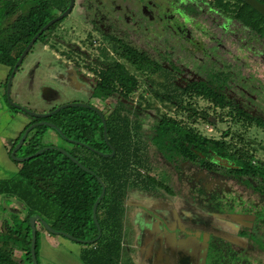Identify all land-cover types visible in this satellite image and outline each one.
Listing matches in <instances>:
<instances>
[{"label":"trees","instance_id":"16d2710c","mask_svg":"<svg viewBox=\"0 0 264 264\" xmlns=\"http://www.w3.org/2000/svg\"><path fill=\"white\" fill-rule=\"evenodd\" d=\"M29 1L30 6L27 11L24 10L23 12L20 11V7L17 5L2 2L3 4L0 6V62L4 65L9 64L10 48L22 47L23 45L25 47L32 36L53 18L55 10H60L59 5L63 4L64 0ZM259 1L264 3V0ZM103 2L104 0H89V5L92 9H96L97 6L102 7ZM206 3L208 7L216 10L221 17L230 20L231 30L238 38V48L241 49L240 38L256 50H264V17L261 14L241 0H233V3H230L229 0H213ZM179 6L185 11L194 12V6L191 3H179ZM58 22L49 26L37 38L36 41H39L42 47L48 41ZM91 22L94 25L96 24L94 20H91ZM210 32L214 36L219 35L216 32ZM28 35L30 37L26 39ZM114 39L123 46L122 57L127 62L141 67L150 63L143 52H139L128 42H122L116 37ZM214 57L213 61L216 62V56ZM218 58L222 62L229 63L228 66L225 65L229 68L225 70V73L221 71L219 74L210 71L208 72V79L193 80L188 83L185 89L196 95L202 94L210 98L216 105L223 107L232 104L226 90L230 87V80L234 79L233 76L232 78L230 76L233 71L231 68L235 66L234 63L236 68H239V62H227L221 57ZM156 67L158 68V65ZM239 71L237 70L238 73ZM99 75L102 78L100 82L103 85V90L99 88L95 92L99 97L109 98L117 93L126 98L127 93L132 91L136 85L133 76L121 64H107L100 70ZM114 82L122 87L124 93L115 88ZM173 98V96L169 97L176 106L196 112L191 103L184 106L182 101L179 102ZM122 105H118L116 110L106 117L108 142L115 150L113 156L105 158L86 147L82 148L92 154L94 158L64 149L91 172L77 166L67 155L53 148L52 144L44 143V131L46 128H51L48 125L34 127L38 130L27 137L21 154L29 155L41 148H47L29 160L15 161L19 165L18 175L27 181L38 196L58 207L57 214L52 217V224L41 217L52 229L57 231L61 227L66 233L76 238L93 240L88 242L92 243L102 238L103 229L100 220L107 226L108 235L104 238L103 243L99 246L94 245L84 249L80 254V259L84 264H119L122 239L118 234L122 231L126 193L133 188L152 193L157 186H166L164 184L166 179L161 178L160 181H157L156 177L151 175V172L156 170L157 173L158 169L163 171L164 167H168V163L173 165V169H177L182 162H188L203 166L207 170H219L217 166L204 158L209 152H214L217 156L234 163L233 168L222 166L220 171L238 176H249L253 180L257 179L258 185L256 188L264 190V167L253 164L251 155L243 148L230 151L223 140L208 138L194 132L193 129L183 128L175 120L159 114L157 109V114L148 124V128L152 129L155 134L151 139L143 138L142 133L140 134L141 124L139 122L120 116ZM238 113L246 121L255 123L264 129V115L262 112L253 114L239 109ZM41 119L48 120L56 125L62 134L68 138L79 140L104 153L111 151L104 143H100L103 139L101 121L95 112L89 108L71 106L59 110L50 117ZM96 177H99L105 185V194L100 199L96 209V218L101 228V236L98 239H95L98 231L92 217V206L101 192V185ZM166 189L170 188L167 187ZM4 191L7 192L8 190L0 189V193H4ZM3 195L7 196L5 193ZM29 208L31 210L23 220L26 252L23 256L16 255L12 246L13 240L20 237L21 231L19 229L14 230L12 227L11 230L6 229L8 222L4 221L0 226V264H23L24 262L32 264L29 217L36 213L35 208ZM9 210L12 217H17L14 208L11 207ZM18 210L21 209L18 208ZM118 229L120 231H117ZM56 234L60 235V233ZM212 250L213 245L211 243L210 262ZM38 251L39 233L36 231L35 254L36 260L40 264ZM127 263H130V261Z\"/></svg>","mask_w":264,"mask_h":264},{"label":"flooded vegetation","instance_id":"af4514ba","mask_svg":"<svg viewBox=\"0 0 264 264\" xmlns=\"http://www.w3.org/2000/svg\"><path fill=\"white\" fill-rule=\"evenodd\" d=\"M69 1L70 0H67L63 9L56 10L59 12L55 11L53 17L62 13L68 7ZM168 1L176 4L178 8L177 13L179 19L177 20H179L180 24L187 29L185 37L177 36L176 31L173 30L174 26H169L168 22H165L162 16L154 15L152 4L154 9L157 7L162 8L160 3L156 2V0H134L128 3V8L119 7V10L115 7L114 0H104L103 6H97V8L95 7L96 9H92L91 5H89V0H78V8L81 12L82 18L90 26L103 34L109 41L117 45V51L122 61L107 62L101 55H89L83 47L71 43L66 44L67 50L64 52L63 56L72 57V54L74 53L80 56H85L87 60V63L85 64H87V68L92 72L90 76L84 78L78 76V78H74L75 82L80 84L81 79L88 81L93 88L90 96L99 98L100 100L108 99L102 96L99 97L95 94L99 88L103 90V85L100 82L102 78L99 75L103 66L107 64H121L126 68L124 63H127L136 68L141 67L127 62L122 57L123 46L120 45V42L114 39V37H116L122 42H128L133 48L137 49L139 52H143L145 56H147L150 63L148 65L144 64L143 67H146L151 72L164 69L168 76V83L173 84L174 89L176 90L174 92L181 95L180 101L185 103V105L191 103L193 106L197 100L206 102L215 110L217 116L230 118L231 122L234 120L235 123L243 125L242 127H238L240 129L236 130L237 133H241L242 128L246 125H254L264 131L263 128L255 123H250L240 117L238 113L239 109H243L253 114H260V112H262L264 115V79L260 72L259 74H256L255 72V69L258 68V63L261 68H264V50H256L252 45L248 47L247 42L242 41L240 38L241 49L238 48V38L231 30L230 20L221 17L216 10L207 6L206 2L213 0ZM4 2L19 6L21 12L24 10L27 11L31 4L29 0H5ZM76 2L77 0H74V5L69 14L75 7ZM187 2L194 6L193 13L185 11V9L179 6V3L185 4ZM229 2L233 3V0H229ZM99 14L100 16L98 17ZM68 15L59 20L58 24ZM91 20H94L96 24L94 25ZM210 31L216 32L219 35L214 36ZM94 45L96 46L97 44ZM208 48L215 50L219 57L227 62H239V68H236L235 63V66L231 68L233 71L230 76L231 78L233 76L234 79L230 80V87L226 90L227 96L231 99V105L223 107L216 105L210 98H207L202 94L196 95L185 89L188 83L193 80L208 79V72L210 71L220 74L221 71L225 73V70L229 69L226 67L229 63L220 60L206 64L203 58L208 57L211 61L215 59L210 53L211 51H208ZM23 49L24 45L22 47L16 46L10 48L9 53L11 57L9 64L4 65L0 62V65L7 67L1 103L10 113L21 112L25 114L16 107V105L24 107V104L12 99L10 96L13 80L20 66L24 62L25 56L22 58L11 79L9 100L6 98V86L10 72ZM251 49L256 50L255 58H253L255 54L251 53ZM237 51L239 52L237 53ZM102 54L105 55L104 52H102ZM184 56L196 59L197 62L190 67L185 66L182 63ZM49 57L54 58L51 54ZM157 65L158 68L156 67ZM74 66L78 68L79 64L75 61ZM237 70H240L239 73ZM132 76L136 81L135 87H137L138 80H136L134 75ZM117 84V82H114L115 88L124 93L122 87ZM135 87L132 91L127 93L126 98H123L121 94L117 93L109 98H115L119 101L118 105L123 104L120 109V116L121 113L127 109L126 103H128L143 109L144 116H149L150 121L153 120L157 114L156 109H153V112L147 111L148 109H144V104V106L141 107L142 104L137 103L136 98L129 95L135 90ZM68 92L74 97V99L66 103L86 104V108L95 112L99 120L100 117L93 108L99 110L103 114L105 120L106 117L109 116L110 113L107 114L103 112V110L94 105L89 98H82L70 90ZM50 93H55V90H51ZM155 94L162 98H169L173 95L170 93ZM182 98L184 100H182ZM11 102L13 104H11ZM196 110L198 109L196 108ZM158 113L175 120L183 128L193 129L194 132L201 134L194 126L191 127L181 122L180 119L182 116L178 118V115L175 114L172 115L159 111ZM217 116H215V118L212 116L206 117L209 122H215ZM32 118L33 119L20 131L18 137L11 140L14 141V143H12V146L8 151V156L12 161L14 160L10 157V153L19 141L25 128L32 123L45 120L35 117ZM143 120L144 119L141 118H137L136 120L141 124L140 134L143 133ZM197 120L201 119L198 118ZM31 130L27 134L24 142L29 136ZM55 130V135L61 138L63 145L69 144L81 147L89 146L79 140L66 137L60 130ZM149 130L151 132L150 135L145 136L142 134L143 138L151 139L155 134L152 129L149 128ZM223 133L224 135H227L229 130H226ZM215 139L223 140L225 145L229 147L230 151L243 148L233 147L232 143L228 142L225 137ZM24 142L14 153L15 156H26L21 154ZM77 142H81L84 145H79ZM100 143H104L109 147L105 142L104 137ZM63 145L52 146L67 149ZM100 147H102V145H100ZM204 158L217 166L219 170H207L203 166L190 164L188 162H182L177 169H173V165L168 163V167H164L163 171L158 169L156 174H152L156 177L157 181H160L161 178L166 179L164 181L166 186H157L156 190L152 193H148L139 188H133L164 204H168L170 197H178L175 204L178 210L176 209V211H172L164 208V212L167 210L170 212L169 216L166 213V215L161 214L159 216L152 213L153 216L149 214L151 217H145V219H143V224L139 225L140 230L138 233L139 235L137 236V258L139 260L135 264H174L173 261H171L172 245L177 244L180 245V249L177 253L179 260L176 263L190 264L188 257L193 259L195 254L193 255L192 253L194 246H189V239L197 237L201 241L200 264H264V190L256 188L258 185L257 179L253 180L249 176H238L233 173L220 171V167L222 166L225 168H233L234 163L232 161L219 157L214 152H209ZM252 163L264 167L263 162H254L252 160ZM188 173L193 176L191 180L185 178V175ZM165 187L170 189H166ZM222 192H231L232 195L226 196L225 194V196H223ZM178 201L189 203L203 215L201 213L196 214L191 207L178 206ZM237 214L250 215L253 216V219L250 221V225L238 224L233 239L216 233L211 229L201 231L197 229L200 225L195 226L188 220L189 218L192 219V215H195L201 218L204 222L209 223V225H212L214 216L220 217L225 222H229L230 216ZM36 222L39 221L36 220ZM142 232H144V238H142ZM238 239H243L244 243L238 242ZM211 243L213 245V252L210 262ZM131 261L133 262L134 260L131 259Z\"/></svg>","mask_w":264,"mask_h":264},{"label":"rangeland","instance_id":"374dc122","mask_svg":"<svg viewBox=\"0 0 264 264\" xmlns=\"http://www.w3.org/2000/svg\"><path fill=\"white\" fill-rule=\"evenodd\" d=\"M132 1L134 0H114V5L118 10L119 7L128 8V3ZM2 2H4V0H0V6L3 4ZM156 2H159L162 8L157 7L154 9L152 4L154 15L162 16L163 20L165 22L167 21L169 26H174L173 30L176 31L177 36L185 37L187 29L185 26L180 24L179 20H177L179 19V16L176 4L171 3V1L168 0H156ZM66 3L67 0H64L63 4L59 5L60 9H63ZM29 37L30 36L28 35L26 39ZM69 43L83 47L89 55H101L107 62L122 61L117 51V45L109 41L103 34L90 26L82 18L77 0L72 12L56 26L50 34L46 44L42 47L39 41H36L25 55L24 62L17 71L12 83V89L10 92L12 99L24 104V107L30 109L31 111L36 113H46L55 107L72 101L74 97L68 92L70 90L82 98H89L94 105L101 108L103 112L107 114L116 110L119 101L115 98L100 100L99 98L92 97L90 95L93 88L88 81L81 79L80 84L75 82L74 78H78V76L84 78L86 76H90L92 72L87 68V64H85L87 63L85 56H80L75 53L72 54V57L63 56L64 52L67 50L66 44ZM94 44H97V47ZM208 51H211L210 53L212 56H216L215 61H219L218 53H216L215 50L208 48ZM251 51L252 54H255L256 50L251 49ZM102 52H104L105 55H103ZM50 54L54 56V58L49 57ZM255 56L256 54L253 58H255ZM203 59L206 64L214 63V61L209 60L208 57ZM75 61L79 64L78 68L74 66ZM196 62V59H192L187 56H184L182 60V63L188 67L195 65ZM124 64L129 74L134 75L136 80H138L137 87H135V90L129 95L136 98L137 103L142 104L141 107L145 105L144 109H148L147 111L153 112V109H157L162 113L178 115V118L182 116L180 119L181 122L191 127L195 125L194 127L198 130L202 129V132H205L203 124L204 121L207 120L206 116H212L214 118L217 116V113L211 105L201 100L195 101L196 107L192 108L195 110L198 108V110H196L197 112H192L180 106H176V104L169 98H162L156 95L155 93H170L173 94V99L177 101H180L181 99V95L174 92L176 90L174 89L173 84L168 83V76L164 69L151 72L146 67L136 68L127 63ZM0 69L2 70V72H0V189L8 190L7 192L4 191L7 196L3 195L4 193L2 192L0 193V210L1 212H4V210H9L11 207L21 209L19 210L20 213L17 217H11L7 213L3 215L4 217L0 216V226H2L4 221H6L9 225H7L6 229H10L12 227V229L24 231L25 225L23 220L25 215L31 210L29 207L35 208V215H40L49 223L53 221L52 217L57 214L58 207L36 194L27 181L18 175L17 172L19 165L15 164V162L8 156V151L10 150L12 143H14V141L11 140L17 138L23 127L33 118L21 112L10 113L9 110L2 105L1 102L7 67L0 65ZM255 72L256 74H259L260 72L264 79V68H261L259 63ZM53 89L55 90V93H50ZM182 100L184 99L182 98ZM183 105H185V103H183ZM126 107L127 109L121 113V116L127 117L131 121H136L137 118L144 119L142 134L149 136L151 133L148 128L150 117H145L143 109H140L133 104L126 103ZM198 118L201 120H197ZM212 123L213 129L209 131V135L211 137H225L228 142L232 143L233 147H243L244 150L251 155L254 162L264 163L263 130L254 125H246L242 128L241 133H237L236 130L240 129L238 127H242L243 125L235 123L234 120L231 122L230 118H223L219 116H217L215 122ZM37 130V128H34L29 135H32ZM226 130H229V133L224 135L223 132ZM44 133L45 144H52L56 146L63 145V141L60 137L55 135V130L52 127L46 128ZM63 146L71 152H79L83 156H92L94 158L92 154L82 147L69 144H65ZM80 159L82 160L81 156ZM152 174H156L155 170L151 172V175ZM185 178L187 180H191L193 176L188 173L185 175ZM225 194L226 196L232 195L231 192H222L223 196H225ZM177 199V196L170 197L168 204H164L135 189H129L127 191L122 216V231L118 235H120V238L122 239L121 248H123L124 244L127 257L134 260L133 264L139 260L137 258V236L139 235L138 233L140 230L139 225L143 224V219H145V217H151L153 214H157L159 216L166 213L169 216L170 212L168 210L176 211L177 209L175 206ZM164 208H167L168 210L164 212ZM191 217L192 219H188L190 223L195 226L200 225L197 229L201 231L211 229L212 231L231 239H233L238 224L250 225V221L253 219V216L250 215L237 214L231 215L230 221L225 222L220 217L214 216L212 225H209V223L204 222L198 216L192 215ZM100 222L103 229L102 238L92 243H78L62 235L50 233L40 222H36V231L39 235L40 233L44 234L45 232L52 238H59L66 245L76 249L78 248V250L82 248L87 249L93 247L94 245H101L104 238L108 235L107 226H105L101 220ZM117 231L120 230L118 229ZM57 232L65 231L60 227ZM142 238H144V232H142ZM189 241V246H194V252L192 251V253L193 255L195 254L193 259L188 257L190 264H200L201 241L198 237L191 238ZM238 242L244 243V240L238 239ZM15 244L18 243L15 242ZM172 246L171 261H173L174 264H179L176 262L179 260L177 253L179 252L180 245L177 244ZM24 252H26V245H24ZM25 264L29 263L25 262Z\"/></svg>","mask_w":264,"mask_h":264},{"label":"water","instance_id":"95a60500","mask_svg":"<svg viewBox=\"0 0 264 264\" xmlns=\"http://www.w3.org/2000/svg\"><path fill=\"white\" fill-rule=\"evenodd\" d=\"M244 3L248 4L250 7H252L254 10H256L259 14H261L264 17V3L259 1V0H241ZM74 5V0H70L68 7L60 14H58L57 16L51 18L47 23H45L33 36L32 38L29 40V42L26 44V46L24 47L22 53L20 54L17 62L15 63V65L13 66V69L10 72L9 78H8V82H7V86H6V98L9 100V92H10V85H11V79L15 73V70L17 69L19 63L21 62L22 58L27 54V52L29 51V49L31 48V46L35 43V41L37 40V38L49 27L51 26L53 23L63 19L66 15L69 14V12L71 11L72 7ZM11 104H13L11 102ZM71 106H84L87 107L86 104H81V103H65L62 104L58 107H55L54 109L46 112V113H36L34 111H31L30 109L26 108V107H22L20 105H16V107L18 109H20L21 111H23L25 114H27L30 117H35V118H46V117H50L51 115H53L54 113L58 112L61 109L67 108V107H71ZM97 114L100 117L101 120V125H102V134L104 137L105 142L108 144L109 148L111 149V151L109 153H103L99 150H96L90 146H86L89 150L93 151L94 153L98 154L99 156L102 157H109V156H113L115 153L114 148L110 145V143L108 142V138H107V125H106V120L103 116V114L97 110L96 108H93ZM37 125H48L54 129L59 130V128L46 121V120H40L38 122L32 123L29 126H27L22 134V136L20 137L19 141L17 142V144L14 146V148L12 149L11 153H10V157L17 162H23L26 160L31 159L34 156H37L41 153V151L47 147L41 148L39 150H37L36 152L26 155V156H22V157H17L14 155V153L20 148V146L23 144L27 134L29 133V131L31 129H33L34 127H36ZM72 141V140H70ZM79 145H84L81 142H77ZM53 148L58 149L61 153L67 155L77 166H79L80 168H82L85 171H90L88 168H86L84 165H82L78 160H76V158L72 157L66 150L59 148V147H55L52 146ZM91 172V171H90ZM96 179L98 180V182L101 185V192L99 194V196L97 197V199L95 200L93 206H92V217H93V221L96 225L97 228V236L95 239H98L101 236V228L99 226V223L97 221L96 218V209H97V205L100 201V199L104 196L105 194V185L103 184V182L100 180L99 177H96ZM36 220H38L44 227L46 230H48V232L56 234V233H60V235L73 240L75 242L78 243H88L91 242L93 240H82L79 238L74 237L73 235H70L68 233L65 232H57L54 229H52L39 215H33L31 217H29V224H30V229H31V240H30V256H31V263L32 264H38L37 260H36V254H35V239H36Z\"/></svg>","mask_w":264,"mask_h":264},{"label":"crops","instance_id":"0c3cea01","mask_svg":"<svg viewBox=\"0 0 264 264\" xmlns=\"http://www.w3.org/2000/svg\"><path fill=\"white\" fill-rule=\"evenodd\" d=\"M0 72H2L1 69H0ZM177 204L178 206L191 207V209L196 214L201 213L199 210L191 206L189 203L178 201ZM14 210L16 212V215L18 216L20 211L18 210V208H14ZM6 213L9 214V216H11L10 211L4 210V212H1L0 210V216L5 215ZM20 234H21L20 237L13 240L12 246L15 249L16 255L23 256L24 254V235H23L24 233L23 231H21ZM15 242L18 244H15ZM82 249L78 250V248L76 249L74 247H70L69 245H66L61 239L52 238L45 232L44 234L40 233L39 235L38 259H39L40 264H84L80 259V254L84 250ZM120 254L121 255H120L119 264H127L128 261H130V263L133 264L131 259L127 257L124 244H123V248ZM23 264H25V262Z\"/></svg>","mask_w":264,"mask_h":264},{"label":"built area","instance_id":"2783aa9c","mask_svg":"<svg viewBox=\"0 0 264 264\" xmlns=\"http://www.w3.org/2000/svg\"><path fill=\"white\" fill-rule=\"evenodd\" d=\"M193 106L196 107V104L194 103ZM197 109H198V108H197ZM212 124H213L212 122H209V121L205 120V121H204V124H203V128H204V131H205V132H202V131H201L202 129H199V132L201 133V135L206 136V137H208V138H214V137H211V136L209 135V131H211V130L213 129V125H212ZM194 126H195V125H194ZM192 127H193V126H192Z\"/></svg>","mask_w":264,"mask_h":264}]
</instances>
